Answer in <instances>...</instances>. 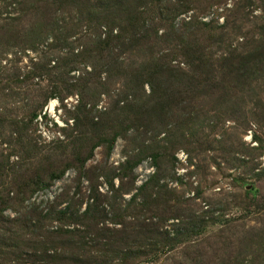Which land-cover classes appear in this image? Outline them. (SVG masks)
I'll use <instances>...</instances> for the list:
<instances>
[{
  "label": "rangeland",
  "instance_id": "374dc122",
  "mask_svg": "<svg viewBox=\"0 0 264 264\" xmlns=\"http://www.w3.org/2000/svg\"><path fill=\"white\" fill-rule=\"evenodd\" d=\"M22 1L8 7L10 0H0V27L11 22L4 8L14 20L24 16ZM57 1L31 0L34 8L51 9ZM239 1L169 0L170 12L161 4L156 12V3L143 8L153 20L168 19L144 43L151 55L142 60L151 63L159 55L178 75L155 97L148 85L130 87L120 77L127 56L118 49V56L106 51L100 60L87 38L74 42L88 26L73 35L72 25L62 36L50 31L36 50L0 40V65L7 61L0 72V264H32L16 221L31 208L37 220L44 202L60 191L87 196L92 185L104 194L109 185L96 177L100 171L123 176V188L131 189L124 199L159 171L158 185H166L170 202H181L189 221L206 222L203 233L168 250L144 252L134 264H264V48L255 49L264 43V2L240 8ZM181 5L184 11L175 12ZM53 13L68 16L65 9ZM80 47L83 59L73 57ZM57 57L56 70L39 69ZM133 57L126 62L143 64ZM9 74L18 81L6 79ZM39 103L30 129L15 126ZM51 171L62 175L50 180ZM113 179L114 187L121 182ZM30 180L47 182V191L36 187L27 194ZM167 217L159 222L170 235L186 227Z\"/></svg>",
  "mask_w": 264,
  "mask_h": 264
},
{
  "label": "trees",
  "instance_id": "16d2710c",
  "mask_svg": "<svg viewBox=\"0 0 264 264\" xmlns=\"http://www.w3.org/2000/svg\"><path fill=\"white\" fill-rule=\"evenodd\" d=\"M18 1L20 0H10L8 7L16 5ZM255 1L240 0L238 4L240 8H245L254 5ZM168 2L169 0H58L55 8L51 9L48 4H37L34 8L35 3L25 0L22 3L27 11L19 21L14 20L8 8H4V13L9 15L7 17L11 22L9 25L0 27V40H17V43H20L17 45L22 49L36 50L50 31L54 32L52 35L62 36L67 33L66 26L72 25L73 35L76 33L75 30L81 29L82 25L88 26V34L78 36L74 42L87 38V40L84 39L85 43H92L96 57L100 60H105L106 51L115 53L116 50L118 56L119 50L127 56L123 57V63L120 66L122 70H119L120 77L128 81L130 87L142 89L144 85H148L151 88V96L155 97L161 95L158 94L159 90L165 89L167 82L175 81L178 75L170 69V62L160 59L161 57L158 58L159 55H153L151 63L142 60V57L151 55L144 52V43L153 41L158 36L159 27L156 25L168 19L163 16V18L153 20L151 16H148L149 11L145 12L143 8L156 3V12L160 4L161 9L165 6L166 12H170ZM59 8L65 9L68 16L65 18L61 15L60 18L54 16L53 12ZM184 9L181 5L175 9V12L184 11ZM0 15L2 16L1 12ZM174 31L178 32L175 29ZM64 42L66 44V41ZM69 46L72 47L71 44ZM261 48H264V43L255 49L260 50ZM80 49V56L74 54L73 57L83 59L85 52L83 48L80 47ZM138 54L141 55L138 56ZM131 56L141 60L143 64L137 66L134 62H126ZM156 57L157 60H155ZM60 60L57 57L55 63L53 59L47 58L39 69L54 71ZM52 61L54 63L50 67ZM80 61L76 63L82 64ZM130 63L133 64L132 67L129 66ZM6 64L7 61L3 66L0 65L1 73L5 71ZM5 78L10 82L15 79L18 81V77L13 74ZM84 82L86 81L83 80ZM19 83L25 82L19 80ZM154 83H158L156 91ZM76 87L81 89V86L76 85ZM119 101L117 100L118 103ZM40 106L42 107L40 103L37 106L36 104L31 106L27 113L29 119L22 120L21 125L17 122L15 126L23 131L30 129L31 120L36 116V110ZM86 114L88 116L89 111ZM14 155L16 159L20 157L17 154ZM5 163H8V156L5 157ZM3 168L4 166L0 165V170ZM121 171L123 175L124 172ZM60 174L62 175V172L51 171L48 176L50 180H55L61 177ZM113 176L112 173L103 171L97 173L96 177L106 179L109 185L104 194L98 192L97 188L92 185L89 187L90 194L87 196L82 193L79 194L80 197L68 196L66 192L60 191L52 199L44 202L43 210H40V217L34 221L35 223L31 218L32 211H34L32 208L28 209L19 220L16 217L15 220H18L16 222H20L25 231L22 241L31 252L32 264H134L144 252L168 250L176 243L183 241L185 237L203 233V225L206 222L202 218L195 217V221H189L187 215L183 214L181 202H170L168 191L165 189L166 185H158L161 178L159 171L156 175L153 173L148 177V181L142 183L128 199H124L123 195L131 191L130 185L129 189L123 188L121 179L123 176L118 174L114 177L121 179V182L114 187ZM38 182L41 183L43 180L37 182L30 180L29 186L25 187V192L30 194L36 190V187L47 191L48 183L44 181L40 188ZM17 188L21 187L17 186ZM24 197L26 195L13 199L14 204L18 202L20 204ZM62 202L64 206L61 207ZM83 203L85 207L81 210ZM9 209L13 212V216L17 214L14 208ZM176 210L181 213L176 215ZM155 215L159 217L156 218ZM165 215H168L167 218L180 220V223H184L186 227L170 235L166 229H162V223L159 222L165 219ZM6 220L10 221L7 217Z\"/></svg>",
  "mask_w": 264,
  "mask_h": 264
}]
</instances>
